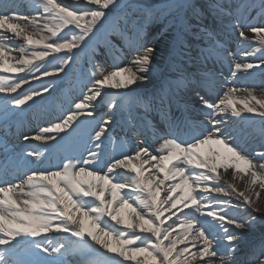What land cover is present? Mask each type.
Listing matches in <instances>:
<instances>
[{"label": "snow or ice", "instance_id": "obj_1", "mask_svg": "<svg viewBox=\"0 0 264 264\" xmlns=\"http://www.w3.org/2000/svg\"><path fill=\"white\" fill-rule=\"evenodd\" d=\"M130 7L140 16L135 11L130 15ZM167 7L192 10L191 17L180 18L169 55L182 53L185 37L193 34L203 41V59L226 65L231 82L223 72L192 79L178 74L175 83H161L151 99L137 92L155 70L157 48L147 35L149 24L161 14L157 5L0 0L5 119L17 114L14 109L51 95L82 53L90 50L95 56V38L102 30L110 54L109 67L90 57L89 70L79 75L80 95L23 137L42 146L22 157L38 167L14 181L9 177L16 167L8 161L2 166L0 264H70L69 256L72 264H264V237L245 250L235 231L250 228L256 217L230 214L243 207L264 215L258 204L264 192V151L249 155L229 128L233 119L244 120L246 114L264 122V86L257 96L255 86L234 83L241 73L252 76L253 69L264 74V0H206L199 7L185 0ZM206 15L212 27L202 23ZM218 83V99L210 101L206 95ZM189 86L197 96L198 121L171 112L177 94ZM188 110L185 105L184 112ZM152 111L160 119L149 120ZM118 113L125 114L123 124L117 123ZM116 127L120 133L112 135ZM149 132L158 145L151 150ZM259 135L264 139V127ZM66 138V152L92 147H85L86 156L68 154L52 167H39ZM105 141L114 145L107 159ZM230 170L231 181L225 179ZM236 181L244 183L243 190ZM53 234L68 238L54 241Z\"/></svg>", "mask_w": 264, "mask_h": 264}, {"label": "bare ground", "instance_id": "obj_2", "mask_svg": "<svg viewBox=\"0 0 264 264\" xmlns=\"http://www.w3.org/2000/svg\"><path fill=\"white\" fill-rule=\"evenodd\" d=\"M232 2V0H230ZM6 3L11 4L13 0H5ZM17 4H24L27 3V0H15ZM65 3H70L71 0H64ZM185 2V0L181 1ZM189 3H193L194 0H187ZM174 3L167 2L162 5H159V7H165L169 4ZM23 11V9H20ZM187 17H191L192 13L187 10V13L185 14ZM195 23V21H192ZM203 24L208 25L209 27L213 26L212 18L211 16H205L203 21ZM158 27L153 28L150 30L148 36H147V42L149 44H153L157 48V53L154 57L153 63L155 65L154 72L150 75L149 80L143 83L138 89L137 92L141 95L147 96L148 99L152 98V94L156 92L159 88L161 83H175V77L178 74L186 75L190 79L199 77L209 71H213L216 73L223 72V77H227L229 81H232V78L230 76L229 70L227 66H221L220 64L216 63L214 64L211 60L205 61L203 57L201 56V49L203 47V41H201L197 36L193 35L191 40L187 41L188 43H185V47L183 48V55L182 60L179 62L172 63V58L168 55V49L173 43V38L175 36L176 30H170L168 32H159L157 31ZM195 31V30H194ZM235 39V36L233 34V41ZM115 40V39H112ZM190 40V38L188 39ZM230 47L235 49L236 44L234 42H230ZM108 48L102 49L101 55H104V58H99L100 60H104L102 64L107 67L110 64V54H107ZM249 62H259L258 60H253L250 58ZM178 72V73H177ZM253 75L252 76H245V74L241 73L239 74L240 78L235 80L234 83L237 87L244 88V87H253L255 86L257 88L256 95H261L260 88L261 86H264V74L261 73L259 69H253L252 70ZM221 85L218 83L215 85V87L207 93L206 98L210 101H216L218 99V95L220 93ZM204 94V93H201ZM80 95L79 90H72L71 94L67 93L64 94L62 92L57 93V96H55V99L53 98V103L55 105L52 108H48L47 112L44 113V116L41 118H35L32 121H28L23 126L19 127H13L12 130L7 129L5 131V134L12 137V155L9 157L6 156L7 151H10V147L5 148L0 145V170H2V166L5 164L6 161L11 162L17 169L16 174H14V178L9 177V179L16 180V175L23 176L25 172H28L30 169H35L38 167V164L29 163L25 159L17 156L18 151H22V149L28 148L29 151H31L33 148H42L41 145L38 144L36 141H25L23 137L25 135L31 136L36 131L37 128L41 124H45L46 120L49 118L54 117L56 114H59V111L61 108L64 110H67V107L70 105V102L73 100L74 97H77ZM49 95H45L43 98L44 101L48 98ZM42 98V99H43ZM197 100V96L195 91L191 86H189L186 90H183L179 92L173 101L171 105V112L176 117H180L183 113L185 116L189 117L192 120L198 121L201 118V113L198 109L195 108V102ZM43 101V102H44ZM158 103V101H157ZM185 105L189 106L188 112H184ZM42 106L41 112L44 111V105ZM140 113L144 112V108L140 107L138 109ZM39 115L40 112H35L34 116ZM125 114L118 113L117 114V123L123 124L124 123ZM148 119L151 121H156L160 119L159 114L156 111H152L149 113ZM251 121H255V123H252ZM261 127H264V122L261 121L259 117L251 116L249 117L248 114L245 115L244 120H235L233 119L229 123V128L233 130L234 135L237 136V142L249 153V155H254V151L262 144H264V139H262L259 135V130ZM115 131H120L119 127L115 128ZM63 143V142H62ZM146 144L151 149H155L158 147L157 143L154 142L151 133L149 132L146 137ZM85 147H92L90 144H87L86 146H74V150L72 153L78 154L79 152H84V155H87V152L85 151ZM114 147V146H113ZM60 148L56 150L58 152ZM113 155V152L112 154ZM109 154H105V158H109ZM31 158H29L30 160ZM59 163V159L55 157L52 160H48L45 162L44 165L39 167H52ZM147 167V165L145 166ZM154 171V170H153ZM231 170L229 173H225V179L231 181ZM237 186L240 190H243L245 185L241 181H236ZM233 203L237 204L239 201H236L235 198H233ZM258 204L262 207H264V192H262L261 197L258 201ZM231 215L236 216L237 218H246L249 215H254L256 217V222L247 229L244 230H235L237 232H240L242 235V241H241V248L247 250V247L250 246L252 243L258 242L262 237H264V215L261 213H253L251 209L246 208H240L238 210H232L230 212ZM231 227V226H230ZM54 241L55 240H62L66 237L64 234H53L51 237ZM71 239H75L74 237H70ZM40 256H45L44 253H40ZM72 261L74 258L70 256ZM237 259H240L238 257Z\"/></svg>", "mask_w": 264, "mask_h": 264}, {"label": "rangeland", "instance_id": "obj_3", "mask_svg": "<svg viewBox=\"0 0 264 264\" xmlns=\"http://www.w3.org/2000/svg\"><path fill=\"white\" fill-rule=\"evenodd\" d=\"M172 1H174V3H183V2H181L183 0H127V2L129 4L137 6L138 8L143 7V6H150V5L159 6V5H162L164 3L172 2ZM205 2H206V0H194L193 3L199 7L201 5H204ZM228 2L231 3L230 0H228ZM160 9H161V14L158 16V18L156 20H154L148 26V34H149L150 30H152L155 27H158L159 32H162V33L168 32V31L173 30V29L176 30V26L178 25L180 18L185 16V14L187 13V11L185 12L182 10L169 11L167 6L160 7ZM127 11L130 15L133 14V12L135 11V15L140 16V12L136 11L132 7L127 9ZM188 11H190L192 13L191 9H188ZM192 36H193V34H188L185 37V43H188L187 41H192L191 40ZM189 38H190V40H188ZM107 39L108 40H112V39L116 40V37L115 36H109V37H107ZM95 40H96V44L98 45V47L96 48V55L92 56L90 50L87 51L86 53H82L80 56V59L78 61V64L72 65L71 68L69 70H67L68 76L64 77L61 80L56 81V84H55L56 90L54 92H52L51 95H49V96H51V97H49V99L47 98L44 101L45 98L42 99V98L38 97V98H36V103L32 104L31 107L25 105L23 110L14 109V112L17 114L13 115V114L9 113L7 119H5V117H4V105L2 103H0V137L2 139H4V145H7L6 147L11 146L13 141H12V138L4 136V134L2 133L1 127L3 125L11 124L12 127H19L20 128L21 126L26 124L28 121H32L33 119H35L37 117L38 118L43 117L44 113L47 112L48 108H52L55 105V103H53V98H54V100H56L55 96H57V93L62 92L64 94H67V93L71 94L72 90H76V89L81 91V84L79 81V75H80L81 70H83L84 72H87L89 70V67H90L89 58L91 57L92 61L95 63L102 64V62L104 61V60L99 59V58H102V59L104 58V55H101V51L103 48L104 49L107 48L106 44H105L106 37H105V33L103 30L97 34ZM172 45H173V43H172ZM172 45L168 49V55L172 49ZM107 54H109V51H107ZM182 55H183V52L180 53L179 51H177L176 53H173L171 56L170 55L169 56L172 58V60H175V62H179L180 60H182ZM109 66H110V64L107 67H109ZM47 79H51V78H47ZM32 86L38 87L39 85H38V83L33 82ZM25 87H27V86H25ZM12 95H15V94H12ZM45 95H48V94H45ZM75 98L76 97H74L73 100ZM2 100H3V94H0V101H2ZM71 102H70V104H71ZM40 105L45 106L44 111H42V112H41L42 106H40ZM68 107H67V109H68ZM35 112H40V114L39 115L37 114L36 116H34ZM99 114L102 115L103 113H99ZM56 115H58V114H56ZM54 117H52V118H54ZM52 118L47 119L46 122ZM46 122H45V124H46ZM45 124H41L39 127L45 126ZM39 127L37 128V131H38ZM119 133H120V131H115L111 134L116 135ZM262 145H264V144H262ZM262 145H260L254 152L264 151V147H262ZM67 146L68 145H67V138H66V141L62 143V147H60V150L58 152L55 151L49 157V159L52 160L55 157H57L59 159V162H60L61 157H63L64 155L73 154L72 152L69 153V152L65 151V148ZM113 146H114L113 144L105 141L104 154L110 153V155H111L113 152V148H114ZM28 151H29V149L25 148L22 150V153L23 152L25 153ZM73 155H75V154H73ZM45 243H47V241H45ZM67 259L70 261V264H72V259L70 258V256L67 257Z\"/></svg>", "mask_w": 264, "mask_h": 264}]
</instances>
